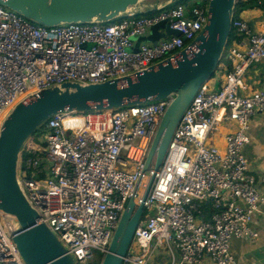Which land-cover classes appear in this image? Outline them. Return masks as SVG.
Instances as JSON below:
<instances>
[{
  "label": "built area",
  "instance_id": "built-area-1",
  "mask_svg": "<svg viewBox=\"0 0 264 264\" xmlns=\"http://www.w3.org/2000/svg\"><path fill=\"white\" fill-rule=\"evenodd\" d=\"M264 8V0H258ZM207 6L178 3L155 13H128L106 23L36 24L0 3V132L21 100L66 81L82 84L135 76L174 59L194 45L207 21ZM259 6V7H260ZM165 23L179 35L148 37ZM166 34V27L160 28ZM238 34L233 60L218 90L199 89L178 125L157 172L145 161L171 99L116 109L60 113L31 137L19 160L18 179L37 224H46L75 264L105 255L128 201L144 203V216L122 264H237L234 240L255 241L251 223L264 192L243 150L251 143L253 117L264 114V84L246 93V74L260 64L264 31L233 19ZM234 124L220 148L212 132ZM42 130V129H41ZM152 178L153 183H151ZM260 180L264 181V174ZM0 264H26L0 210Z\"/></svg>",
  "mask_w": 264,
  "mask_h": 264
},
{
  "label": "water",
  "instance_id": "water-1",
  "mask_svg": "<svg viewBox=\"0 0 264 264\" xmlns=\"http://www.w3.org/2000/svg\"><path fill=\"white\" fill-rule=\"evenodd\" d=\"M183 0H0V3L33 23L47 27L69 23H106L128 13L159 11ZM237 0H208L207 23L193 46L174 59L159 63L135 76L82 84L66 81L18 102L3 121L0 132V210L26 264H75L59 238L30 205L19 183L20 155L46 122L60 113L113 111L171 99L165 110L144 171L162 166L175 131L201 86L213 78L225 57L233 31ZM193 7V2H189ZM166 27V34H159ZM179 35L165 23L153 27L148 37L157 42L166 35ZM227 56V55H226ZM153 178L151 183H153ZM144 216V203L132 197L123 211L101 264H122L135 231Z\"/></svg>",
  "mask_w": 264,
  "mask_h": 264
},
{
  "label": "crops",
  "instance_id": "crops-1",
  "mask_svg": "<svg viewBox=\"0 0 264 264\" xmlns=\"http://www.w3.org/2000/svg\"><path fill=\"white\" fill-rule=\"evenodd\" d=\"M162 2L164 0H161ZM249 22L252 28L264 31V8L250 7L239 10V17ZM233 65L231 58H226L222 62V68L210 79V83L215 90H218L224 75ZM246 93H252L261 88L264 84L263 69L260 64L251 67L246 74ZM234 124L227 122L216 128L211 135L210 143L224 148L226 145L225 138L233 130ZM251 143L248 144L243 152L248 159L250 172L255 175L259 181L258 186L264 192V181L260 180L264 174V114L257 112L253 117L252 130L250 132ZM252 228L257 231L260 236L255 241L247 239L234 240L231 246L232 254L237 264H264V204L260 206L256 213ZM169 256L166 252H162L155 259L153 264H167ZM201 264H216L209 257L204 258Z\"/></svg>",
  "mask_w": 264,
  "mask_h": 264
},
{
  "label": "trees",
  "instance_id": "trees-1",
  "mask_svg": "<svg viewBox=\"0 0 264 264\" xmlns=\"http://www.w3.org/2000/svg\"><path fill=\"white\" fill-rule=\"evenodd\" d=\"M191 1L195 2L196 0H183L182 2H179V3H189V2H191ZM205 1H206V3H207V0H205ZM176 4H178V3H175V4H173V5H170V7H173V6H175ZM259 6H260V5L258 4V0H237L236 8H235V16H234V18H238V17H239V10H244V9H246V8H250V7H251V8H252V7H259ZM260 7H262V6H260ZM152 13H153V12H152ZM149 14H151V13L137 14V16H144V15H149ZM237 37H238L237 32H236L235 30H233L232 33H231V36H230V39H229L228 45H227V49H226L225 57H226V55H227V52H228V50H229L230 45L232 44L233 40H234L235 38H237ZM225 57H224L223 60H225ZM223 60H222V62H223ZM222 62L220 63L218 69H221V68H222ZM43 131H44V128L42 127V130H39L36 134H37V135H38V134H41V133H43ZM103 258H104V255L101 256V262H102Z\"/></svg>",
  "mask_w": 264,
  "mask_h": 264
},
{
  "label": "rangeland",
  "instance_id": "rangeland-1",
  "mask_svg": "<svg viewBox=\"0 0 264 264\" xmlns=\"http://www.w3.org/2000/svg\"><path fill=\"white\" fill-rule=\"evenodd\" d=\"M197 2H200L201 1V4L202 5H206L207 3H206V1L205 0H196ZM159 30V34L161 35H163L164 33H163V31H161L160 29H158ZM163 37V36H162ZM161 38V37H160ZM35 136H37V134H35L34 136H33V138H35ZM96 256H97V259L94 261V264H101V256H102V254H100V253H96Z\"/></svg>",
  "mask_w": 264,
  "mask_h": 264
},
{
  "label": "clouds",
  "instance_id": "clouds-1",
  "mask_svg": "<svg viewBox=\"0 0 264 264\" xmlns=\"http://www.w3.org/2000/svg\"><path fill=\"white\" fill-rule=\"evenodd\" d=\"M193 2V1H192ZM179 3V2H178ZM189 4V3H188ZM155 12H157V11H154L153 13H155ZM151 14H152V12H151ZM128 204V203H127Z\"/></svg>",
  "mask_w": 264,
  "mask_h": 264
}]
</instances>
